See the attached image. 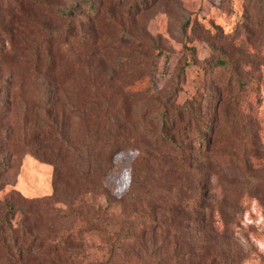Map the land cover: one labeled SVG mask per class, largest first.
<instances>
[{"label":"rangeland","instance_id":"1","mask_svg":"<svg viewBox=\"0 0 264 264\" xmlns=\"http://www.w3.org/2000/svg\"><path fill=\"white\" fill-rule=\"evenodd\" d=\"M61 159L95 264H264V0H0V200Z\"/></svg>","mask_w":264,"mask_h":264},{"label":"trees","instance_id":"2","mask_svg":"<svg viewBox=\"0 0 264 264\" xmlns=\"http://www.w3.org/2000/svg\"><path fill=\"white\" fill-rule=\"evenodd\" d=\"M170 142V145L175 144L173 139ZM4 143H8L9 147L13 145L10 138H5ZM179 143L181 144L173 148L174 151H183L185 145L182 142ZM201 143L205 142L202 141ZM196 144L198 146L200 142H196ZM39 156L45 161L43 154H39ZM52 165L54 166V181L51 196L27 199L15 192H10L3 200H0V264H95V260L90 259V250L92 249L90 241L88 242L82 237L81 231L79 233V230L73 228L71 229L72 233L71 230L69 231L64 227L66 221L73 217V214L68 210L69 206L65 202L66 200L60 201L58 198L60 196L63 199L71 197L72 194L67 191V186L63 185H65V181L71 178L72 174L65 171L62 159L53 161ZM1 167H3L2 172L6 173L5 163L2 162ZM76 174L81 177L83 183L89 184L90 179L95 174V164L94 169L89 166L85 172ZM4 185L3 183L2 186ZM98 187L100 193L104 194L102 186ZM77 189V197L95 194V186H79ZM136 198L137 195L132 193L123 200L121 199L120 204ZM107 202H109L108 208L114 203L109 199ZM60 204L64 205L67 210L59 207ZM100 213L107 217L105 210H101ZM95 221L98 223L100 232L109 231L106 226L107 218L99 220L94 215L91 224ZM92 225L82 232L94 233L95 226ZM123 229L129 230L131 228L125 227ZM133 229L140 231L138 228ZM143 229L149 228L143 226L141 231Z\"/></svg>","mask_w":264,"mask_h":264}]
</instances>
